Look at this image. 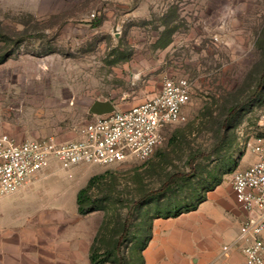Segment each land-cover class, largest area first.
I'll return each mask as SVG.
<instances>
[{"label":"rangeland","instance_id":"1","mask_svg":"<svg viewBox=\"0 0 264 264\" xmlns=\"http://www.w3.org/2000/svg\"><path fill=\"white\" fill-rule=\"evenodd\" d=\"M170 77L193 82L187 121L165 129L149 160L53 165L33 185L19 224L35 226L44 240L37 248L52 247L63 227L81 220L93 231L92 245L98 237L99 254L114 252L135 201L194 169L133 212L121 254L125 264H141L157 214L195 201L219 178L214 191L232 198L234 174L256 162L251 137L264 138V0H0V135L75 140L99 105L127 110ZM94 177L88 202L97 210L77 216L74 192ZM106 258L102 264H117L119 256Z\"/></svg>","mask_w":264,"mask_h":264},{"label":"built area","instance_id":"2","mask_svg":"<svg viewBox=\"0 0 264 264\" xmlns=\"http://www.w3.org/2000/svg\"><path fill=\"white\" fill-rule=\"evenodd\" d=\"M193 82L167 78L161 91L127 110L96 115L75 140L54 138L18 141L0 135V200L37 184L53 165L71 170L80 165L112 166L132 159L146 161L156 152L169 126L187 121ZM256 162L234 174L232 190L242 211L236 239L222 246L223 256L241 251L245 264H264V138L251 137Z\"/></svg>","mask_w":264,"mask_h":264},{"label":"crops","instance_id":"3","mask_svg":"<svg viewBox=\"0 0 264 264\" xmlns=\"http://www.w3.org/2000/svg\"><path fill=\"white\" fill-rule=\"evenodd\" d=\"M81 189L73 196L77 211V194ZM33 190L35 187L30 186L0 200V264H92L93 231L82 225L81 220L74 229L63 227L50 248L36 247L44 240L35 226L20 227L19 214ZM57 204L65 205V198L58 197ZM241 217L233 190L232 198H227L219 194L218 188L196 211L154 222V235L144 252L146 264H245L238 249L229 256L221 255L222 246L236 239ZM66 221L67 214L62 212L60 223L66 224Z\"/></svg>","mask_w":264,"mask_h":264},{"label":"trees","instance_id":"4","mask_svg":"<svg viewBox=\"0 0 264 264\" xmlns=\"http://www.w3.org/2000/svg\"><path fill=\"white\" fill-rule=\"evenodd\" d=\"M96 27L99 26V22L95 25ZM263 80V78H262ZM263 87V81L259 85V89ZM235 109H232L230 112V115L233 114ZM231 117V116H230ZM203 154L202 153H197L192 156L191 161H190V166H193V163L201 157ZM195 173L194 169H192L190 172H177L172 174L166 182L163 183V185L158 188L157 190L149 191L145 194H143L138 200L135 201L133 204L130 212L128 213L127 217L125 218L124 221V228L121 236L116 242L115 246V251L114 252H109L105 251L102 254H99L97 249L95 248V242L98 241V237H96L92 247H91V254H90V259L92 264H102L103 262H107L108 259H104V257H108L112 253H116L118 258L117 264H125V257L121 254V246L123 245L124 241L127 239L129 235V227H130V221L131 217L133 215V212L139 208V207H144L152 198H156L158 195L164 194L168 190H170L173 186H175L179 181H183L189 178L193 177V174ZM98 178L94 177L92 178L88 185L81 189L79 193L77 194V206H78V213L82 216L89 215L91 213H94L97 209L93 207V204L88 202V194L90 191L91 186L96 182ZM222 179H215L213 183H209L207 190L205 193L199 194L198 198L195 201H192L190 203H185L183 205H175L174 207L171 208V210H167L164 214H157L156 217H154L148 227V232H147V239L144 242L141 250V264H146V260L144 257V252L147 249L149 243L152 240L153 237V226H154V221L157 219H175L178 218L184 214L196 211L198 207L206 202L208 200V194L212 191H214L217 187H219L222 184ZM208 183V182H207Z\"/></svg>","mask_w":264,"mask_h":264},{"label":"water","instance_id":"5","mask_svg":"<svg viewBox=\"0 0 264 264\" xmlns=\"http://www.w3.org/2000/svg\"><path fill=\"white\" fill-rule=\"evenodd\" d=\"M112 107L109 105V104H101L99 105L98 107V112L97 114L98 115H102V114H107V113H110L112 112Z\"/></svg>","mask_w":264,"mask_h":264}]
</instances>
